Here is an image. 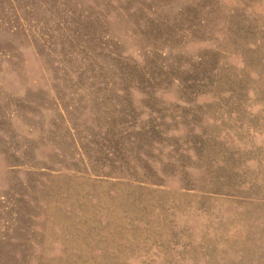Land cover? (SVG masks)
<instances>
[{"label": "rangeland", "instance_id": "374dc122", "mask_svg": "<svg viewBox=\"0 0 264 264\" xmlns=\"http://www.w3.org/2000/svg\"><path fill=\"white\" fill-rule=\"evenodd\" d=\"M0 264H264V0H0Z\"/></svg>", "mask_w": 264, "mask_h": 264}]
</instances>
